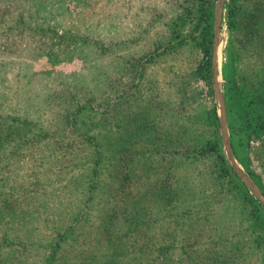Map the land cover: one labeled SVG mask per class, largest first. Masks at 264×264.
Here are the masks:
<instances>
[{
	"label": "rangeland",
	"instance_id": "obj_1",
	"mask_svg": "<svg viewBox=\"0 0 264 264\" xmlns=\"http://www.w3.org/2000/svg\"><path fill=\"white\" fill-rule=\"evenodd\" d=\"M230 1L0 0V264H264L212 65L264 197V0Z\"/></svg>",
	"mask_w": 264,
	"mask_h": 264
},
{
	"label": "trees",
	"instance_id": "obj_2",
	"mask_svg": "<svg viewBox=\"0 0 264 264\" xmlns=\"http://www.w3.org/2000/svg\"><path fill=\"white\" fill-rule=\"evenodd\" d=\"M235 6L236 5L231 0L229 2V5H228V13H227L228 26H229L230 30H235V29L239 30L240 29V27H238V21H236V19L238 16L242 15V12H239ZM210 14H211L210 11L204 10L202 16H204L206 21H208V17ZM209 28H210L209 23H206V27L204 29V36L207 37V41L211 40V32H210ZM263 89H264V87H263ZM244 90H246V89L244 88ZM263 92L264 91H262V90H261V92L258 91L257 92L258 96L260 97L261 95H263ZM255 103L257 104V102H255ZM245 118H246V123H247L246 125L251 127L252 130H254V131L257 130L259 128V126L264 124V115L261 113V111H259V107H252V109L250 111L247 110L245 113ZM220 159L222 161V163H220L222 171H224V173L229 172L230 167L228 165H227L228 167L226 166V164H225L226 162L224 161V159H222L221 157H220ZM251 200L253 202H256L255 207L257 208V212H258L255 215V218L257 220L256 222L257 223L260 222V223L264 224V215L258 211L259 210L258 208H260L258 202L253 198H251ZM58 247H59V243H58ZM51 260H52L51 262H46L45 264H53V256L51 257Z\"/></svg>",
	"mask_w": 264,
	"mask_h": 264
},
{
	"label": "water",
	"instance_id": "obj_3",
	"mask_svg": "<svg viewBox=\"0 0 264 264\" xmlns=\"http://www.w3.org/2000/svg\"><path fill=\"white\" fill-rule=\"evenodd\" d=\"M221 1V0H220ZM221 22V3H218L217 5V10L215 13V37H218L220 34V29H219V24ZM217 55H218V44L215 43L214 46V57H213V67L214 71L216 72V75L214 76V88L216 92L218 93V97L221 103V108H220V114H219V119H220V131H221V137H222V142L224 144V147L228 153L229 161L231 165L233 166L234 170L237 172V174L241 177V179L248 185V187L254 192V194L260 199L262 204L264 205V197L262 193L259 191L258 187L254 183V181L243 171H241L238 167V165L235 162V159L233 157V153L230 147V142L228 139L227 135V129H226V122H225V110H224V103H223V98L222 94L218 91V65H217Z\"/></svg>",
	"mask_w": 264,
	"mask_h": 264
}]
</instances>
